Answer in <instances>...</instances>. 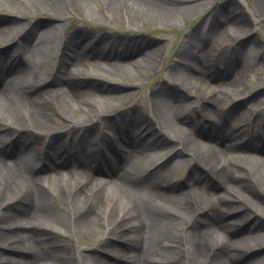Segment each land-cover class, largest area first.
<instances>
[{
  "label": "bare ground",
  "instance_id": "obj_1",
  "mask_svg": "<svg viewBox=\"0 0 264 264\" xmlns=\"http://www.w3.org/2000/svg\"><path fill=\"white\" fill-rule=\"evenodd\" d=\"M211 1L0 0V264H264V101L257 100L262 91L248 98L257 100L251 115L233 102L247 89L249 67L261 53L248 43L251 38L242 39L249 21L213 7L208 34L196 44L198 33H190L175 55L180 62L170 66L169 87L153 85L142 111L120 110L111 121L107 113L130 98L118 85H145L142 72L153 69L163 48L123 33L107 53L97 49L110 45L106 34L88 50L80 42L87 36L83 28H71L62 38L59 67L43 85L60 51L49 46L58 27L34 21L22 32L26 25L15 18L60 17L65 11L94 15L98 9L112 24L170 26L174 19L194 18ZM252 1L264 26V0ZM32 63L43 74L33 72L38 66L30 73ZM196 84L207 92L198 93ZM50 100L57 105L56 119L69 125L64 134L53 125ZM147 114L157 118V126ZM128 118L130 123L123 122ZM97 129L100 140L121 134L127 139L118 156L95 152L87 138ZM149 130L169 137L147 143L139 137ZM7 134L16 137L7 141ZM43 134L50 139L37 148ZM66 139L71 154L62 151ZM84 149L93 157L77 163L75 154L85 156ZM70 227L98 243L99 252L74 262L58 245L61 233L55 229ZM64 255L69 263L62 262Z\"/></svg>",
  "mask_w": 264,
  "mask_h": 264
},
{
  "label": "rangeland",
  "instance_id": "obj_2",
  "mask_svg": "<svg viewBox=\"0 0 264 264\" xmlns=\"http://www.w3.org/2000/svg\"><path fill=\"white\" fill-rule=\"evenodd\" d=\"M213 7L220 8L221 10L228 12V13H235V11L240 15L244 17L246 21L250 22L249 27V33L245 35L242 39H248L251 38L250 41H248L249 44H252L254 47L261 50L259 53L260 55L255 56V63L251 67H249L248 70V78L246 82L247 89L243 92L237 94L236 98L233 102L239 101L242 103V112H246L249 115L252 114V110H258V108H251V104L255 103L257 100L258 102L264 101V62H260L262 56H264V26L260 22V17L255 16V3L252 0H212L209 6H206L205 8L201 9V11L192 19L190 20H184V21H177L174 19L172 21V24L170 26H159L154 21H144L143 23H139L137 25H130L129 27L126 24H112L111 22H107L104 14L100 10H94L93 14L90 15L87 11L85 12H70L65 11L60 17H55L53 15H42L38 14L36 17H32L34 15H30L31 17H22L19 15V19L16 21L21 24V26L26 25V28L22 31H26L27 28L34 25V21H42V22H49L50 26H57L58 32L53 35V40L50 42L49 46H51L53 49L60 48V51L55 55V59L52 60L50 67H48L46 78L43 79V83L46 81H50L51 78L53 79L62 57L61 52V44L63 42L62 38L64 36H68L69 29H75L76 27H82L85 32L87 33L86 41L88 38L94 34L98 33H105L108 35V38L116 39L119 36L123 37V33L127 34L129 33V37L131 36L134 38H140V39H146L147 41L151 43H155L160 45L163 49H161L158 52V56L152 60L153 69L147 70V72H142L144 75V81L143 83H146L145 85H129L127 84L128 81H122L125 82V84H119L118 87L120 89H123L125 93H128L130 98L127 99L120 105L118 108L114 107V109H111L109 113H107V117L111 121H115L117 119V115L119 114V111L122 110L123 112H128V110H136V111H142L143 106L146 104L147 97L150 93L151 87L155 84H163L164 86L169 87V84L174 81V78L170 71V66L172 64H177L180 62V59L176 57L178 50L185 44H188L187 37L190 33H198V37L194 43H200L199 39L203 36L208 34V27H210L208 24H210L213 20L209 19V15ZM8 11H5V15ZM9 13V12H8ZM1 14V12H0ZM97 15L101 16V19H95ZM88 17V18H86ZM91 19H90V18ZM14 19V18H13ZM77 20V21H76ZM264 23V22H263ZM218 24V19H217ZM44 27V26H43ZM47 27V26H45ZM37 37V34H36ZM35 33H34V39L36 40ZM33 39V36H32ZM34 40V42H35ZM9 43V42H8ZM6 43V44H8ZM192 45L191 47L194 49H197V45ZM108 46V45H107ZM114 46V45H113ZM248 46L245 45L243 50H247ZM15 50V49H14ZM98 51H101V47L98 48ZM13 53V50L8 51L6 54L9 56ZM7 55V56H8ZM262 55V56H261ZM23 62V61H22ZM25 63V61H24ZM38 65L36 63L30 64L28 70L30 73H41L43 74V70L41 67H37ZM37 67V68H36ZM36 68L33 72L32 69ZM91 69V67H89ZM88 69V68H87ZM52 81V80H51ZM208 85H212L213 87L217 85V82L215 80H207ZM197 92H201L202 94H205L207 92L206 87L202 84H196ZM262 90L261 95L258 97L257 100H248L251 95L257 93V91ZM213 91L212 89L208 90V93L211 94ZM222 93L221 91L219 92ZM194 96H191L190 102L193 101ZM232 100H227L226 103H229ZM246 104V106H245ZM46 107L50 109V114L52 115V118L57 125L55 127H59V132L63 133L68 130L69 125L67 122H64L63 120L59 121L56 119L57 117V105L55 101L50 100ZM256 112V111H255ZM147 118H150V120L157 121V118L153 115L147 114ZM116 118V119H115ZM97 120L94 119L91 121V123H95ZM124 121H129L124 119ZM62 122V123H60ZM67 125H66V124ZM90 123V124H91ZM89 124V123H88ZM82 130L85 128V126H79ZM97 130L93 132L92 135L88 136L87 139L89 141H93L96 138ZM10 134V133H9ZM9 134L6 135V139L9 138ZM166 136H169V134H165ZM28 137V134L25 136ZM82 138V132H79V135L75 136V140L78 142ZM93 138V140H92ZM244 138V137H243ZM50 139V134H43L40 136V140L38 145L34 144L33 146H36L37 148L43 143L45 144ZM100 139V138H99ZM88 141V140H86ZM91 143V142H90ZM100 148H95V151H100L101 147L105 150H108L109 142L108 140H101L100 141ZM174 148V146L172 145ZM34 150L33 148H31ZM69 149V148H68ZM85 156H83V159L86 157L90 160L93 156H91L88 151L84 149ZM83 154V153H82ZM187 157V156H184ZM189 170V167H186V170L179 174L180 180H184L186 178V174ZM181 169L179 168V173ZM258 189V188H257ZM52 205L55 207H58L59 201L57 199H52ZM71 213L70 209L64 211L65 215V221L66 225H71ZM72 227V226H71ZM69 229H59L55 228L61 233V236L57 239L58 245H61L66 248V252L70 258L74 260V262L83 255L87 254H93L98 253L100 249H98L96 246L98 243H94L90 238L88 237H82L80 234L75 233L73 231V228ZM257 250V249H256ZM255 251V249H252L251 251H248L247 254L252 253ZM8 255L11 256L10 253ZM66 255L63 256V261L69 263L70 260L65 258ZM244 259V258H243ZM250 260H246L245 263L248 264ZM74 264V263H72Z\"/></svg>",
  "mask_w": 264,
  "mask_h": 264
}]
</instances>
